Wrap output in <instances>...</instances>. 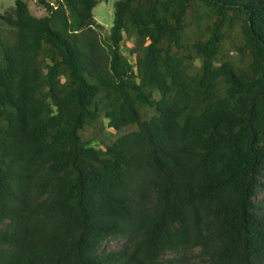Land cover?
<instances>
[{"label":"trees","instance_id":"obj_1","mask_svg":"<svg viewBox=\"0 0 264 264\" xmlns=\"http://www.w3.org/2000/svg\"><path fill=\"white\" fill-rule=\"evenodd\" d=\"M101 1L0 10V264H264V0Z\"/></svg>","mask_w":264,"mask_h":264},{"label":"rangeland","instance_id":"obj_2","mask_svg":"<svg viewBox=\"0 0 264 264\" xmlns=\"http://www.w3.org/2000/svg\"><path fill=\"white\" fill-rule=\"evenodd\" d=\"M16 0H0V10L2 12L11 10L12 7H14ZM31 12L35 16H44L46 15V10L44 7L40 6L37 2V0H25ZM53 3L56 0H51ZM118 0H104L101 1L96 5V7L93 10L95 19L104 26L105 33H108L113 25L114 20V7L115 3ZM133 47V41L129 39H125L122 42V51L124 54L133 62H136V55L131 53V49ZM133 130V128L123 129L121 131H115L108 127H104L103 129L99 127H88L85 131L87 138H94L92 141V145H95L97 147L101 146V141L103 140H109L111 138H115L123 133H126L128 131ZM124 239L123 238H110L106 244L105 247L107 249L119 247L123 244ZM195 254H189L186 258L185 264H208L203 259L199 257L198 249L195 250ZM175 256L173 253L168 254V257Z\"/></svg>","mask_w":264,"mask_h":264}]
</instances>
